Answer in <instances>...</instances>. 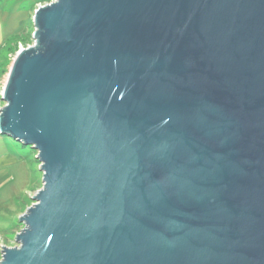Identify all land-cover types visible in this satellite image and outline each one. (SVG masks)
<instances>
[{"label":"water","instance_id":"1","mask_svg":"<svg viewBox=\"0 0 264 264\" xmlns=\"http://www.w3.org/2000/svg\"><path fill=\"white\" fill-rule=\"evenodd\" d=\"M0 132L43 186L0 264H264V0H51Z\"/></svg>","mask_w":264,"mask_h":264},{"label":"rangeland","instance_id":"2","mask_svg":"<svg viewBox=\"0 0 264 264\" xmlns=\"http://www.w3.org/2000/svg\"><path fill=\"white\" fill-rule=\"evenodd\" d=\"M45 2L41 0H0V109L5 101L1 93L8 78L14 57L21 45L27 47L33 43V16L36 8ZM33 32V31H32ZM8 142L2 141L7 150L9 142L18 143L13 147L18 152L19 161L3 167L0 171V258L4 245H17L16 236L24 227L21 215L30 207L37 191L43 186V171L38 151L31 145H25L14 138L2 134ZM6 145V146H5ZM12 147V146H11Z\"/></svg>","mask_w":264,"mask_h":264},{"label":"crops","instance_id":"3","mask_svg":"<svg viewBox=\"0 0 264 264\" xmlns=\"http://www.w3.org/2000/svg\"><path fill=\"white\" fill-rule=\"evenodd\" d=\"M2 141L8 142V140L6 138H4L3 136L0 135V171L3 169V167H8L10 165H14L16 162L19 161L18 152L13 147V145H15L17 147L18 143L17 142L16 143L9 142L10 147L7 150L6 145H5L6 149L4 148V146H2ZM1 182H2V179L0 178V184H1Z\"/></svg>","mask_w":264,"mask_h":264},{"label":"built area","instance_id":"4","mask_svg":"<svg viewBox=\"0 0 264 264\" xmlns=\"http://www.w3.org/2000/svg\"><path fill=\"white\" fill-rule=\"evenodd\" d=\"M50 1H51V0H50ZM50 1H47V2H45V3H48V2H50ZM45 3H44V4H45ZM40 5H43V4L40 3ZM40 5H39V6H40ZM29 45H30V44H29ZM24 48H25V47H23V46L21 45L20 50H22V49H24ZM18 52H19V51H18ZM18 52H17V53H18ZM15 57H16V56H15ZM15 57H14V59H15ZM14 59H13V61H14ZM6 81H7V80H6ZM5 84H6V82H5ZM4 87H5V85H4ZM4 87H3V89H4ZM2 93H3V90H2ZM2 93H1V95H2ZM4 246H5V245H4ZM1 251H2V249H1ZM2 252H3V251H2Z\"/></svg>","mask_w":264,"mask_h":264},{"label":"trees","instance_id":"5","mask_svg":"<svg viewBox=\"0 0 264 264\" xmlns=\"http://www.w3.org/2000/svg\"><path fill=\"white\" fill-rule=\"evenodd\" d=\"M41 1H43V2H47V1H50V0H41ZM32 31L34 32V29H32ZM32 31H31V35H32V33H33ZM32 38H33V37H32Z\"/></svg>","mask_w":264,"mask_h":264}]
</instances>
